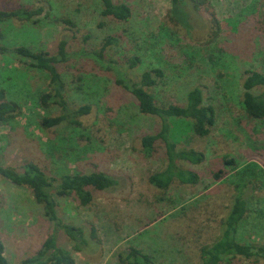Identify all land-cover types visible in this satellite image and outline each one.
Segmentation results:
<instances>
[{
	"label": "rangeland",
	"instance_id": "rangeland-1",
	"mask_svg": "<svg viewBox=\"0 0 264 264\" xmlns=\"http://www.w3.org/2000/svg\"><path fill=\"white\" fill-rule=\"evenodd\" d=\"M116 1L131 5L129 21L102 17L101 0H0L3 9L43 8L33 18L37 23H0V46L7 48L0 53V89L6 100L21 107L11 123L0 122V160L19 169L34 161L50 176L101 171L118 181L103 191L91 188L88 205L74 195L54 194L64 222L85 229L89 243L76 251L45 217L29 188L0 176V239L8 263L21 264L36 255L56 232L58 244L73 254L76 264H120L119 255L131 247L160 264H201V249L222 236L239 193L249 204L239 239L264 244V119L251 118L241 106L247 72L264 73V0H209L211 20L205 8L187 10L188 28L167 18L171 0ZM63 17L75 26L69 27ZM212 17L218 35L210 41ZM110 35L120 41L98 62L89 54ZM61 40L67 41L69 53L59 65L65 99L72 108H92L79 117L80 126L44 130L41 119L61 113L58 105L40 103L41 94L51 88L49 74L21 60L15 48L57 53ZM154 68L163 75L149 91L160 105H184L187 92L200 86L215 109L216 122L208 135L191 131L177 143L178 150L203 154L198 164L177 161L199 175L196 184L175 179L160 189L150 182L151 175L167 166L166 147L158 141L148 154L142 138L157 133L160 120L142 113L134 94L117 79L126 76L130 84L137 83L144 71ZM174 123L181 132L190 126L188 119L174 118ZM226 159L234 162L227 164ZM242 183L247 186L238 189ZM222 264H264V259L236 256Z\"/></svg>",
	"mask_w": 264,
	"mask_h": 264
},
{
	"label": "trees",
	"instance_id": "trees-1",
	"mask_svg": "<svg viewBox=\"0 0 264 264\" xmlns=\"http://www.w3.org/2000/svg\"><path fill=\"white\" fill-rule=\"evenodd\" d=\"M103 8L101 16L113 18L118 21H129L132 17V7L128 2L116 0H101ZM172 7L167 18L171 22L190 26L189 13L187 10H200L205 8L207 16L210 8L209 0H171ZM209 8V9H208ZM43 8L18 7L15 9L0 8V23L5 21H32L37 23L40 20L33 19L40 15ZM211 14V13H210ZM211 16H213L211 14ZM210 20L211 17L209 16ZM62 20L69 27L75 26L68 18ZM216 19L212 17L214 30L210 34V41L216 39L218 32ZM215 23V24H214ZM72 28V27H71ZM1 36V33H0ZM88 38L85 37L84 40ZM119 37L110 35L103 39L99 50L89 55L98 62L105 58L108 48L119 43ZM16 54L21 60L29 63L32 67L48 72L50 77V91L41 94L40 103L43 106L58 105L61 113L57 116H46L40 121L44 130L59 129L62 126L77 127L81 125L79 117L90 113L91 105H82L79 108H72L65 99V81L59 70V65L69 57L67 41L61 40L57 53L41 50L37 52L31 48H15ZM7 52L6 46H0V53ZM137 59H131V63ZM243 80L241 106L245 112L254 119H264V73L249 70ZM163 72L159 68L144 71L137 83H129L126 76L118 77V84H125L134 94L138 109L145 114L156 116L160 120L159 131L155 134H148L142 138L143 150L152 154L158 141H162L166 147L167 166L164 170L156 172L150 177V182L160 189H167L171 183L178 179L182 183L196 184L199 175L191 170H185L177 163L178 160L189 161L198 164L203 160V154L195 150H178L177 143L189 132L199 136H206L214 126L215 109L206 103L205 91L202 87L196 86L187 92L184 105H160L149 88L157 85L159 77ZM21 113L20 105L15 101L6 100L4 89H0V122L9 124ZM174 118L188 119L190 126L186 125V131H176ZM181 138V139H180ZM227 164L234 162L233 159L225 160ZM223 171L215 173L219 179ZM0 176L9 180L17 186L29 188L37 203L42 204L45 217L54 224L56 231L62 230L73 244V249L81 251L82 245L89 243L85 236V229L72 223H66L58 211L56 195L60 197L76 196L82 205H88L93 200L91 188L95 190H106L114 187L118 181L104 172L96 171L91 173H69L63 172L59 176H50L40 164L34 161H27L19 169L16 166L5 165L0 160ZM243 188L247 183L239 184ZM1 204V197H0ZM249 211L248 200L241 193L235 196L230 211L224 222L222 236L213 245L201 249V264H222L230 257L242 256L245 259H264V244L243 242L239 239V226ZM96 232H91L94 238ZM5 244L0 239V264H9L5 256ZM230 261V260H229ZM120 264H160L152 255L137 247H131L126 254L119 255ZM228 262V261H227ZM21 264H76L73 254L58 244L57 233L50 235L42 244L37 254L22 260Z\"/></svg>",
	"mask_w": 264,
	"mask_h": 264
}]
</instances>
